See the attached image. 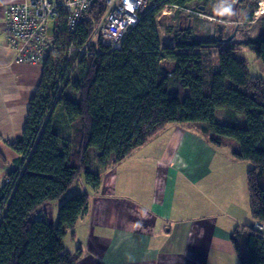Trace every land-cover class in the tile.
<instances>
[{"label":"trees","instance_id":"trees-1","mask_svg":"<svg viewBox=\"0 0 264 264\" xmlns=\"http://www.w3.org/2000/svg\"><path fill=\"white\" fill-rule=\"evenodd\" d=\"M217 1L149 0L150 9L117 50L99 40L88 44L105 0H94L73 34L62 11L53 29L57 45L42 66L23 132L8 142L19 157L0 187V264H76L82 250L69 252L64 238L88 212L90 194L68 192L82 176L89 189H97L102 174L91 171L92 164L107 168L132 157L173 123H204L201 129L215 144L234 139L235 157L252 163L247 181L255 223L236 229L230 240L240 264H264V77L250 73L233 45L215 51L218 38L195 37L190 19L174 34L173 46L164 47L159 33L157 18H166V6L204 7L205 12ZM256 7L252 13L245 4L246 11L237 8L233 17L249 23ZM249 45L264 68V30ZM218 110L224 111L225 124L218 122ZM69 124L71 140L64 134ZM90 148L97 150L94 160ZM56 201L62 203L54 225L42 208Z\"/></svg>","mask_w":264,"mask_h":264},{"label":"crops","instance_id":"crops-1","mask_svg":"<svg viewBox=\"0 0 264 264\" xmlns=\"http://www.w3.org/2000/svg\"><path fill=\"white\" fill-rule=\"evenodd\" d=\"M24 1L0 0V187L19 157L8 142L23 132L29 101L43 70V65L14 63L7 48L5 10ZM225 6L217 4L221 10ZM216 117L225 124L223 110H218ZM239 122L243 125L242 117ZM179 131L173 132L169 145L152 146L143 163H137L132 155L107 168L90 166L91 171L102 174V182L97 189L86 190L90 194L89 210L71 237L73 250L66 248L71 253L82 250L76 264H212L214 248L222 251L225 261L227 255H236L230 238L240 225L226 230L214 221H193L187 216L193 214L194 201L184 197L213 193L205 180L211 166L216 162L217 167V161L224 159L217 160L212 146L191 144L197 156L185 161L179 151L187 145L186 130ZM93 154L92 160L97 152ZM157 154L162 158H156Z\"/></svg>","mask_w":264,"mask_h":264},{"label":"rangeland","instance_id":"rangeland-1","mask_svg":"<svg viewBox=\"0 0 264 264\" xmlns=\"http://www.w3.org/2000/svg\"><path fill=\"white\" fill-rule=\"evenodd\" d=\"M220 1L226 2V0ZM259 1L260 0L246 1L247 5L250 7V10L252 9V13L254 5H257L256 10H254V20L249 23L242 21L243 19H241V21L240 19L238 21H235L234 19H228V21L224 23L221 20L223 19V15H220L223 11L221 9L215 10V3L209 6L205 12H203L204 10L197 8V11L201 15L194 14L190 20L193 25V34H195L194 36L198 39H213L215 37L219 38L218 25L224 23L228 27L225 29V33L227 35L225 34L222 36L224 42H220L219 44L216 43L211 49L217 51L224 48L225 44L233 45L235 47L234 54L241 59L247 60L250 73L252 75L264 77L263 65L257 60L255 51L249 45V41L253 42L256 40L259 37L261 31L264 30V14L259 13ZM234 2L239 3L240 0H235ZM242 3L243 2H241V4ZM150 7L151 3L149 5V9ZM162 15H164L166 18H157V20L163 46H173L175 42L174 34H176L179 27L182 26L185 28L187 26L185 21L188 18L182 14H179L181 16L178 17V14L170 11H166V13L162 12ZM54 25V21L50 22L49 31L54 29ZM235 27H239V31L233 39V44H231L225 40H228ZM211 60L213 61L214 68H216V65H218L217 56L212 57ZM77 73V70H75L71 76L75 77ZM171 88L172 90H176V85L174 82H172ZM56 113L57 115H61V110L57 108ZM244 124L245 121L243 120V125ZM204 125V123L169 124L167 128L160 132L156 137L135 150L133 154L135 157L134 160L137 163L145 162L142 161L144 160L143 157L148 156L149 150L152 146L155 147L160 144H164L166 146L169 145L173 132H177L178 128L181 129L179 132H182L183 128H185L187 145L183 146V148L179 151L181 157L185 161L191 162L197 156V152H192L194 148H192L193 146H191V144H207L212 146L211 148L217 151V160L224 159V161H220L219 163L217 161V167H214L216 162L213 164V166H211V173H208L209 176L205 180L207 187L213 193H208V197H206L204 194L196 197L191 195L184 196L191 197L194 201L193 214L187 216V218H191L193 221L202 219L214 221L215 223H218L217 225H222L226 230L228 228L232 230V228H236L239 225L240 228H242L245 225L254 224L255 221L253 220L250 210L247 181V173L252 167V163L249 161L238 160L235 157L234 152L239 151V146L236 148L237 142L234 139L220 138V142L215 144L211 140L213 135L211 133H206V131L201 129V126ZM65 136L70 140L72 139V126L70 124L65 126ZM94 152H97V150L95 148H90L89 154L91 158L95 156L93 154ZM168 152L170 153L171 151ZM157 157L162 158V155L157 154L156 158ZM88 189V186L84 184V179L82 176L75 182L73 188L68 192L67 195L71 196L75 193L86 192ZM201 190L204 193L208 192L204 188ZM61 203L62 202L59 201L52 202L42 208V212L47 214L49 221L54 225H57L58 223L59 206ZM71 237L72 232H68L64 238V245L67 249L71 248V250H73L74 243ZM212 259L214 260L212 264L221 261H223L222 264H240L237 255H234L233 258L227 255L225 261L223 253L219 248H214Z\"/></svg>","mask_w":264,"mask_h":264},{"label":"built area","instance_id":"built-area-1","mask_svg":"<svg viewBox=\"0 0 264 264\" xmlns=\"http://www.w3.org/2000/svg\"><path fill=\"white\" fill-rule=\"evenodd\" d=\"M93 3L94 0H26L9 5L3 29L14 63L43 65L57 45L53 30L49 31L50 22L54 21L55 27L62 18V11L65 12L68 32L73 34L87 20ZM149 5V0H105L104 14L88 44L99 40L112 50L120 49L126 35L149 10ZM168 9L188 19L194 14L201 15L194 7L166 6L163 12ZM85 51L81 49L82 53ZM256 227L263 229L259 223Z\"/></svg>","mask_w":264,"mask_h":264},{"label":"water","instance_id":"water-1","mask_svg":"<svg viewBox=\"0 0 264 264\" xmlns=\"http://www.w3.org/2000/svg\"><path fill=\"white\" fill-rule=\"evenodd\" d=\"M240 1H242V0H240ZM221 1L220 0H218L217 2H216V4H215V6L218 4V3H220ZM232 2H228L227 1V6H225V7H223V12H222V14H220V15H223V18H227V19H231V20H233L234 18L232 17V16H234V14H235V12L234 13H232ZM201 10H204V7H201L200 8ZM235 21H238V19L236 18V19H234ZM228 27L223 23V24H219L218 25V32H219V34H218V40L219 41H221V42H224V39H222V36L223 35H225L226 33H223V29H227ZM239 31V27H235V29H234V31H233V33L231 34V36H229V38H228V40H225V41H227V42H231L233 39H234V37H235V35L237 34V32ZM227 35V34H226Z\"/></svg>","mask_w":264,"mask_h":264},{"label":"flooded vegetation","instance_id":"flooded-vegetation-1","mask_svg":"<svg viewBox=\"0 0 264 264\" xmlns=\"http://www.w3.org/2000/svg\"><path fill=\"white\" fill-rule=\"evenodd\" d=\"M232 2L233 4H232V8H233V11H232V13H234L236 10H237V8H239L240 10H242V11H244L245 10V4L247 5V3H246V1H249V0H242V1H240L239 3H236V2H234V0H226V2ZM225 2V1H224ZM241 2H243V4H244V7L242 8L241 7V5H239ZM239 6V7H238ZM242 8V9H241ZM246 11V10H245Z\"/></svg>","mask_w":264,"mask_h":264},{"label":"bare ground","instance_id":"bare-ground-1","mask_svg":"<svg viewBox=\"0 0 264 264\" xmlns=\"http://www.w3.org/2000/svg\"><path fill=\"white\" fill-rule=\"evenodd\" d=\"M259 4H260L259 13L264 14V0H260Z\"/></svg>","mask_w":264,"mask_h":264},{"label":"clouds","instance_id":"clouds-1","mask_svg":"<svg viewBox=\"0 0 264 264\" xmlns=\"http://www.w3.org/2000/svg\"><path fill=\"white\" fill-rule=\"evenodd\" d=\"M235 1V0H234ZM221 3V2H220ZM219 4V3H218ZM219 9V7H217V5L215 6V10ZM224 19V18H223ZM224 20H228V19H224Z\"/></svg>","mask_w":264,"mask_h":264}]
</instances>
